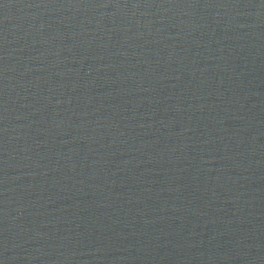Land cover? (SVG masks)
<instances>
[{"label":"water","instance_id":"95a60500","mask_svg":"<svg viewBox=\"0 0 264 264\" xmlns=\"http://www.w3.org/2000/svg\"><path fill=\"white\" fill-rule=\"evenodd\" d=\"M0 264H264V0H0Z\"/></svg>","mask_w":264,"mask_h":264}]
</instances>
